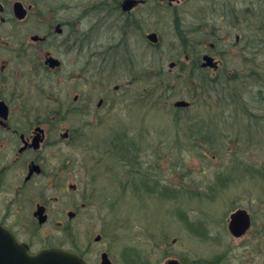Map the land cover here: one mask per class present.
Returning a JSON list of instances; mask_svg holds the SVG:
<instances>
[{
    "label": "flooded vegetation",
    "instance_id": "flooded-vegetation-1",
    "mask_svg": "<svg viewBox=\"0 0 264 264\" xmlns=\"http://www.w3.org/2000/svg\"><path fill=\"white\" fill-rule=\"evenodd\" d=\"M87 1L0 0V225L26 244L31 254L54 247L34 250L43 243L40 231L54 217L61 225L66 216L76 218L81 215L80 207L94 203L93 195L99 190L97 177L102 175L98 166L103 164V158L93 151L79 152L77 147L87 137L88 129L105 126L109 116L120 112L124 93L114 82L122 75L118 69L119 63L124 62V51L130 54L132 44L140 43V7L150 11L147 15L150 23L158 6L173 15H179L176 12L180 11L184 17L192 15L195 9L192 2L200 6L198 39L191 40V47L181 45L170 60L174 68L177 64L181 66L182 79L196 80L191 85L196 99L208 91L202 80L221 84L225 79L264 78V72L258 71L255 64L259 62L258 55H264V46L252 50L249 29L254 23L247 8L233 24L229 22L226 14L231 13V0H161L149 8L150 0H132L135 4L129 9L123 7L126 0ZM221 8L226 12H219ZM185 21L186 18L182 25L188 32ZM115 28L122 33L123 40L107 44V30L115 36ZM126 31L131 32V40ZM260 31L264 36V21ZM153 33L145 34L146 48L152 52L161 47L157 33V42L148 40ZM233 57L243 61L240 69L229 67ZM221 88L224 93V86ZM228 88L233 91L235 83H229ZM191 107L192 104L181 111L187 114ZM219 108V105L202 106L199 111L212 118L225 112ZM236 111L244 117L243 112H247L255 124L260 122L252 117L250 109ZM218 121H214L215 126ZM92 164L95 165L90 168ZM145 174L139 175V181ZM85 175L86 181L82 177ZM150 177L148 172L149 180ZM72 178L77 180L73 183ZM43 182L46 189L59 192L60 197L44 200L43 189L37 193ZM73 193L80 194L79 208ZM61 200L64 205L76 206L67 211L64 207L53 210L52 205ZM255 203L237 206L227 216L218 215L215 207L208 206L213 214L210 215L201 204L194 210L200 221L186 207L176 217L180 232H166L170 237L178 236L173 239V246H162L161 241H156L160 234L151 233L150 239L157 242L150 248L151 255L163 250V264H264V210L263 205L260 209L252 205ZM229 205L224 203L221 208ZM40 207L44 208L42 215L37 214ZM238 212L244 213L236 216ZM24 218L31 221L28 232ZM240 222V231L232 232L231 228H237ZM101 241L102 236L95 242ZM74 252L91 264L83 253ZM103 255L114 264L107 251L101 254L100 264ZM139 256L134 249L123 253L128 264L141 263Z\"/></svg>",
    "mask_w": 264,
    "mask_h": 264
},
{
    "label": "rangeland",
    "instance_id": "rangeland-1",
    "mask_svg": "<svg viewBox=\"0 0 264 264\" xmlns=\"http://www.w3.org/2000/svg\"><path fill=\"white\" fill-rule=\"evenodd\" d=\"M150 1L152 4L148 8L161 2ZM231 1L232 6L239 9V14L244 12V8L248 9L249 14L251 8L254 15L259 16L264 0ZM192 4L195 7L190 13L192 15L185 17L180 11L176 12L179 15H173L172 11L163 12L158 6L150 23L147 20L150 11L140 7V43L136 44L133 40L130 54L124 51L123 66L119 63V67H122L118 69L122 75L114 82L121 86L120 93H124L120 112L109 116L105 126L88 129L87 137L77 147L80 148L79 152L89 150L103 158V164L98 166L102 175L97 177L99 190L95 191L96 196L93 195L94 203L81 208L80 194L73 193L81 215L73 219L66 216L61 225L54 217L40 231L39 237L43 243L37 244L34 250L41 246H60L83 253L91 264H100L101 254L107 251L114 264H128L123 253H131L134 249L140 254L142 264H163V250L151 255L150 248L160 241L162 246L171 247L173 239L178 236L172 234L170 237L166 232H180L176 221L178 211H185L187 207L190 215L200 221L198 212L194 210L201 204H204L202 209L210 215L213 214L207 209L210 208L208 206L215 207L220 216L229 215L231 209L237 206L248 207L252 201L256 202L252 205L259 209L263 205L261 210H264V92H260L261 83L253 77L233 80L236 91L228 90L226 96L231 95L233 101L227 107L228 100L223 98L221 101L215 95L208 98L199 95V99H196L190 90L191 81L181 78V66L177 64L176 68H170L172 53L179 52L180 46L188 42L187 38L194 40L199 37L200 29L196 23L200 6L197 2ZM62 13L69 15L65 11ZM257 16L253 17V28L259 27ZM184 18L190 29L187 36H183L186 35V26L182 25ZM191 23L194 25L191 26ZM110 31L108 29L106 34L107 44L123 40L117 28L115 36ZM151 32L157 33L161 40V47L153 52L146 48L145 39V34ZM132 38L129 35L128 39ZM258 61H262L258 71L264 72V55H258ZM131 64L137 69L132 71ZM243 64V61L233 57L229 67L240 69ZM163 79H166L167 86L162 89L165 91L164 98L159 100L162 90L156 92L154 86L162 84ZM195 81L192 79L193 83ZM237 94L242 97L238 98ZM261 96L262 101L259 102ZM181 97L192 103L187 114H176L178 109L174 103ZM212 105H219L221 108L218 110L225 112L209 118L205 111H199L202 106ZM236 109H250L252 117L260 122L255 124L247 112H243L246 120L242 113L234 112ZM255 115H262L263 120ZM180 116L183 121H180ZM214 121H218L216 126ZM121 137L137 143L133 150L137 159L122 150L123 145L117 144ZM138 171L140 174H151L149 182L152 186L144 176L143 186H135V179L139 181L140 177L139 174L135 176ZM82 177L88 180L86 175ZM74 180L77 178H72L73 183ZM46 188L43 182L37 191L40 194L43 189L44 200L50 196L60 197L59 192ZM64 203L61 200V203L52 205V209L64 207L67 211L76 206ZM224 203L230 205L223 209L221 206ZM30 223L29 218H24L27 232L31 230ZM155 232L160 234L158 238L152 236L157 242L150 239L151 233ZM98 235L102 236L99 243L95 242Z\"/></svg>",
    "mask_w": 264,
    "mask_h": 264
},
{
    "label": "water",
    "instance_id": "water-1",
    "mask_svg": "<svg viewBox=\"0 0 264 264\" xmlns=\"http://www.w3.org/2000/svg\"><path fill=\"white\" fill-rule=\"evenodd\" d=\"M134 4L135 1L126 0L123 7L129 9ZM156 38V34L148 36V39L151 41L157 42ZM171 67H174V64ZM189 105L188 102L182 100L175 103V107L177 108H187ZM43 212L44 208L40 207L37 214L42 215ZM243 213L238 212L236 216L242 215ZM240 225H242L241 222L237 225V228H231L232 232L240 231L238 227ZM100 240L101 236H97L96 241ZM0 264H86V262L80 255L62 248L44 249L38 254L32 255L26 244L18 242L14 234L5 230L0 225ZM102 264H111L106 255L102 256Z\"/></svg>",
    "mask_w": 264,
    "mask_h": 264
},
{
    "label": "trees",
    "instance_id": "trees-1",
    "mask_svg": "<svg viewBox=\"0 0 264 264\" xmlns=\"http://www.w3.org/2000/svg\"><path fill=\"white\" fill-rule=\"evenodd\" d=\"M252 21H253V17H252ZM259 21H260V18L258 17V19H257V22L259 23ZM254 22V21H253ZM257 30V32H259V33H261V31H260V27H258V29H256ZM259 48H261V46L259 47ZM255 64H257V66H259L260 65V62H255ZM253 67H254V64H253ZM253 71H256V70H253ZM255 73V72H254ZM256 80H258L259 81V83H261V88H260V92H261V94L264 92V80H263V78L262 77H259V78H255ZM185 81H191V83H192V79H188V78H186V79H184ZM195 83V82H194ZM208 83H210L209 81H203L202 80V85H203V87L206 89V90H208L209 91V89H208ZM229 83L231 84H234V81L233 80H231V79H225V80H223L222 82H221V85L222 86H224V89H223V92L224 93H222V89H221V91H220V96L222 97V96H225L226 94H227V92H228V90H229V88H228V86H229ZM167 84V82H166V79H163V82H162V84L161 83H158L156 86H154V88H155V90H156V92H157V90H159V89H163V87L164 88H166V85ZM190 88H193V87H190ZM194 89V88H193ZM151 90V89H150ZM191 90V89H190ZM235 90V89H234ZM236 91V90H235ZM163 92V93H162ZM211 92V91H210ZM210 92H208V94H207V92H205V97L206 98H208V97H211V96H214V95H216L217 97H219L218 95L219 94H217V93H214L213 91V93L214 94H210ZM211 92V93H212ZM192 93V92H191ZM193 94V96H196V93H192ZM198 94V93H197ZM199 95H201V94H199ZM164 96H165V91H161V94H160V99L159 100H162L163 98H164ZM180 96H182V95H180ZM237 97L239 98H241L242 96L240 95V94H237ZM263 97H264V94H263ZM152 98V96H150V99ZM258 99H259V97H258ZM150 101V100H149ZM262 101V96H261V98L259 99V102H261ZM184 114V112L183 111H181V110H178L177 112H176V114ZM180 121H183V118H182V116H180ZM121 144V145H123L122 147H121V149L122 150H124L126 153H128V155H130V157L131 156H134L135 157V159H137V157H136V154L133 152V150H135L136 149V146H137V143L135 142V141H130V140H126V139H123L122 137L117 141V144ZM179 143H180V141H179ZM185 146V145H184ZM185 147H187V146H185ZM142 149V148H141ZM141 151L139 150V152H138V155L140 156V153ZM133 174V173H132ZM138 174L140 175V172L138 171V172H136L135 173V176L137 177L138 176ZM142 177L144 176V177H146V179H147V181H148V184H149V186H152L151 184H150V180L147 178V175H141ZM139 178V177H138ZM135 181L137 182V184L135 183V186L136 187H141V185L143 186V180H140V181H137V178L135 179ZM142 183V184H141ZM144 184H145V181H144Z\"/></svg>",
    "mask_w": 264,
    "mask_h": 264
},
{
    "label": "bare ground",
    "instance_id": "bare-ground-1",
    "mask_svg": "<svg viewBox=\"0 0 264 264\" xmlns=\"http://www.w3.org/2000/svg\"><path fill=\"white\" fill-rule=\"evenodd\" d=\"M251 3V2H250ZM249 6H251V4H249ZM219 12H226L223 8H221V9H219ZM259 14V16H257L256 14L254 15V13L252 12V9L251 8H249V15L251 16V17H254V16H257V17H259L260 18V21H259V27H261V25H262V23H263V21H264V1H262L261 2V11H260V13H258ZM235 16H237V17H235ZM238 16H239V9H237L236 8V6H232V8H231V13L230 14H226V17H227V19L229 20V22H231L232 24L234 23V21H235V19L236 18H238ZM248 30V29H247ZM200 31V30H199ZM249 31H250V40H251V46H252V50H253V52L255 51V50H257L260 46L262 47V46H264V36L261 34V33H259V32H257L255 29H253V28H250L249 29ZM125 34H127L128 36L130 35H132L131 34V32L129 33L128 31H126V33ZM184 34H186V35H190V33L188 34V32H186L185 31V33ZM187 40H188V42L187 43H189V44H191V40L189 39V38H187ZM186 43V44H187ZM188 44V46L189 47H191V45H189ZM122 66H123V64H121ZM121 66V67H122ZM131 66H132V71L133 70H135V69H137L135 66H134V64H131ZM121 67H119V68H121ZM208 89H209V91H206L207 93L208 92H214V93H217V94H219L218 96H219V98H220V100L221 101H223V98H226L228 101H226L227 102V105L226 106H228L229 105V102H232L233 101V98H232V96L231 95H228V96H224V97H221L220 96V91H221V84L219 83V84H217V83H208ZM210 92V94H214L213 92L211 93ZM216 96V95H215ZM179 100H182V101H187L186 99H184V98H179Z\"/></svg>",
    "mask_w": 264,
    "mask_h": 264
}]
</instances>
